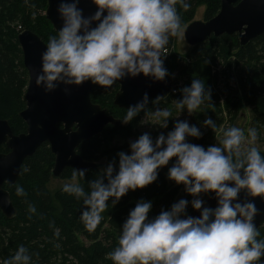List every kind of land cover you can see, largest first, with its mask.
Listing matches in <instances>:
<instances>
[{"label": "clouds", "instance_id": "1", "mask_svg": "<svg viewBox=\"0 0 264 264\" xmlns=\"http://www.w3.org/2000/svg\"><path fill=\"white\" fill-rule=\"evenodd\" d=\"M178 3L189 7L185 0H91L96 11L85 16L80 0H60L57 13L62 23L41 54L37 87L47 94L64 85L67 94L70 86L90 82L109 90L117 81L140 74L163 82L170 75L163 52L170 38H184ZM180 92L175 108L181 113L187 110L192 115L211 101L210 89L199 78ZM165 99L157 96L149 109L144 93L127 107L121 123L127 125L144 113L150 119L147 125L168 129L172 112L159 107ZM203 126L216 132L211 118ZM201 136L200 129L186 120H176L172 130L155 138L144 132L128 142V151L117 152L118 160L113 158L87 181V191L80 183L87 170L73 168L61 191L82 201L79 218L89 232L101 222L109 202L114 207L130 190L155 182L170 161L167 178L193 197L179 199L153 217L152 202L138 201L120 226L118 246L106 255L112 264H264V239H258L254 223L261 213L248 199L264 200V154L255 146L257 131L249 129L247 146L243 130L235 126L226 128L222 138L207 148L189 142ZM27 171L23 168L21 173ZM15 192L25 195L19 185ZM211 193L217 205L204 207L201 194ZM189 204L199 211L198 217L188 214ZM27 211L31 215L36 208L28 204ZM3 264H32V255L20 245Z\"/></svg>", "mask_w": 264, "mask_h": 264}, {"label": "trees", "instance_id": "2", "mask_svg": "<svg viewBox=\"0 0 264 264\" xmlns=\"http://www.w3.org/2000/svg\"><path fill=\"white\" fill-rule=\"evenodd\" d=\"M185 2L189 5L187 9L179 3L176 6L183 25L192 22L200 6L206 7L205 21L214 18L221 9V0ZM47 5V0H0V119L9 121L15 135L26 132V124L19 115L26 109L25 95L29 82L18 35L30 30L47 45L48 39L57 33L45 15L41 16V10L46 12ZM170 42L171 38L167 46ZM239 65L245 66L247 72L235 76L236 87L232 88L230 80ZM164 67L170 74L168 78L174 89L168 99L160 101L159 107L170 109L176 100L182 98L180 89L199 78L211 91V101L199 107L205 110L201 128H207L203 126L207 118L216 123V132L222 126L232 127L244 108H249L252 113L251 128L258 130L264 127V33L246 47H241L237 34L212 37L208 42L192 47L185 56L173 53L164 58ZM221 85L227 93L230 92L229 95H224ZM91 86L92 102L100 105L108 115L122 120L127 110L114 104L120 90L117 82L109 90ZM222 97H225L224 101ZM143 118L144 113H141L127 125H107L99 135L81 143L77 151L79 156L100 165L97 169L88 170L85 179L80 181L86 191L87 181L95 179L99 170L106 166L103 161L107 164L113 158L118 160L117 152L128 151V144L109 145L117 139L127 141L135 137ZM0 152L8 153L9 150L3 145ZM171 164L172 161L159 170L158 178L152 184L130 190L114 207L109 202L102 213L103 219L94 231L89 232L79 218L82 201L61 189H50L55 156L49 145L43 144L24 161L22 169L27 168L28 171L20 172L17 183L3 187L9 192L17 215L9 220L0 211V264L20 245L28 248L32 264H112L106 255L118 246L120 226L138 201L152 202L150 217H153L161 209H169L179 199L191 201L193 198L187 193L180 198L183 185H176L167 178ZM72 170L64 169L60 179L70 181ZM18 185L24 188V196L16 195ZM209 195L201 194V198L205 201ZM28 204L35 206L34 214L27 211ZM193 210L189 204L187 212ZM259 231L258 239H264V223ZM261 261L264 262V257Z\"/></svg>", "mask_w": 264, "mask_h": 264}, {"label": "water", "instance_id": "3", "mask_svg": "<svg viewBox=\"0 0 264 264\" xmlns=\"http://www.w3.org/2000/svg\"><path fill=\"white\" fill-rule=\"evenodd\" d=\"M59 2L60 0H47L45 12L46 19L56 32L62 23L57 13ZM79 7L83 9L85 16L96 11L91 0H80ZM263 33L264 0H221V9L214 18L193 21L185 27L184 39L191 47H195L208 42L212 37L237 34L241 47H246ZM18 42L23 53V64L29 75L25 95L26 109L19 115L26 124V132L15 135L9 121L0 119V149L5 145L9 150L8 153L0 152V211L9 220L16 217L17 210L9 192L3 187L5 184L17 183L24 161L33 156L38 148L43 144L49 145L55 156L52 171L55 179L60 178L66 168L87 171L97 169L99 164L85 161L79 156V146L99 135L107 125L122 124L119 119L108 115L100 105L92 102L90 82L70 86L67 94L64 92V85L47 94L42 87H37L35 79L41 68V54L46 43L30 30L21 32ZM117 84L120 90L115 96L114 104L125 110L140 100L144 93L149 96L148 108L151 109L152 100L157 96L168 99L174 89L173 82L168 77L163 82H154L143 74L117 81ZM245 198V194L241 193V201ZM248 199L260 210L261 214L254 221L259 228L264 223V200L259 197ZM204 202V207L215 208L217 201L214 193ZM188 214L198 217L200 213L193 210Z\"/></svg>", "mask_w": 264, "mask_h": 264}, {"label": "rangeland", "instance_id": "4", "mask_svg": "<svg viewBox=\"0 0 264 264\" xmlns=\"http://www.w3.org/2000/svg\"><path fill=\"white\" fill-rule=\"evenodd\" d=\"M205 11H206V7L205 6H200L196 9L195 12V16L192 20L193 21H205ZM45 12L43 10H41V16H44ZM190 24V23H189ZM183 25V24H182ZM188 24L183 25L184 30L185 27ZM172 41H175V51L173 52L174 54L177 53L178 55L185 56L190 50H191V46L185 41V39H177V38H171ZM172 53V54H173ZM247 72V68L245 66L239 65V68H237L236 71H233V77L230 80V85L232 86V88H235V76L240 75V74H244ZM173 77L178 78L176 74H173ZM178 80L181 81V79L179 78ZM224 80L222 79V83ZM224 95H229V93H227V91H225V87L223 85H221ZM233 95V94H232ZM223 101L225 100V97H222ZM172 112V117L173 119L169 120V126L168 129H161L159 127L156 126H150L147 125L148 123H150V119L147 117H144L143 120V124L141 122L140 127L138 129L137 134L135 135V137H133L132 139H129L127 141H121V140H115L114 142H112L109 146H115V145H123V144H128V142L130 140H134L136 139L139 135H141L144 132H150L151 135L153 136V138L157 137L161 132H163L164 134L167 133V131L172 130L174 123L176 120H186L188 121V123L190 125H195L197 126L201 133L202 136L197 139V138H189V142L194 143V144H198L201 146H204L205 148H207L210 145H214L220 138H222V132L226 129L229 128L228 126H222L217 132H212L210 129L207 128H201V122H202V118H203V114L205 112L204 109H197L192 115H189L187 110H184L182 113L178 112L175 108V105L172 106L169 109ZM251 117H252V113L250 111L249 108H244L243 111H241L239 118L237 119V121L235 122V127H239L240 129L243 130L244 132V137H245V146H247L248 144V131L249 129H253L250 127V123H251ZM257 131L258 134V139L255 143V146L262 152H264V127L260 128ZM106 162L103 161V164ZM53 178V177H52ZM66 182H70V181H65L63 179H55L53 178L49 184V187L52 191H57L60 190L62 185ZM186 194V192L184 191V188L181 190L180 193V198L181 196L184 197Z\"/></svg>", "mask_w": 264, "mask_h": 264}, {"label": "built area", "instance_id": "5", "mask_svg": "<svg viewBox=\"0 0 264 264\" xmlns=\"http://www.w3.org/2000/svg\"><path fill=\"white\" fill-rule=\"evenodd\" d=\"M174 51H175V41H172L171 39L170 46H166V49L163 52L164 57H162V59L172 55Z\"/></svg>", "mask_w": 264, "mask_h": 264}]
</instances>
